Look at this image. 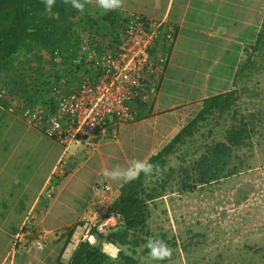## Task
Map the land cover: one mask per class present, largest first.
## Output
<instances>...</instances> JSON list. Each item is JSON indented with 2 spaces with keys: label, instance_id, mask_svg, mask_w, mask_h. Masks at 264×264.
Wrapping results in <instances>:
<instances>
[{
  "label": "crops",
  "instance_id": "0c3cea01",
  "mask_svg": "<svg viewBox=\"0 0 264 264\" xmlns=\"http://www.w3.org/2000/svg\"><path fill=\"white\" fill-rule=\"evenodd\" d=\"M69 8L63 20L71 28L65 24L64 29L76 36L91 17L105 14L94 5H86L84 12ZM114 12L119 19L138 14L174 27L175 41L159 47L169 58L157 96L136 105L134 121L107 124L68 149L0 109V264H70L85 241L84 217L94 207V183L102 170L132 159L149 160L200 112L206 99L236 89L239 70L253 58L264 28V0H124ZM119 21L109 29H122ZM73 78H68L70 87L76 84ZM55 146L61 152L49 157ZM107 180L115 191L125 184ZM27 219L29 231L14 245Z\"/></svg>",
  "mask_w": 264,
  "mask_h": 264
},
{
  "label": "trees",
  "instance_id": "16d2710c",
  "mask_svg": "<svg viewBox=\"0 0 264 264\" xmlns=\"http://www.w3.org/2000/svg\"><path fill=\"white\" fill-rule=\"evenodd\" d=\"M70 10L64 0H56L52 16L45 11L42 0H0V74L3 77L2 85L7 89V93L0 98V109L7 106L13 94L29 101H50L53 90L51 79H54L56 73L50 67L40 71L36 67H27L25 56L28 49L31 52L40 51L42 46L50 41L55 50L52 55V65L56 61L64 60L72 67L73 58L82 56L79 36L73 34V40H69L68 36H71L69 33L72 34V29L64 30L59 37L53 34L54 22L61 23L59 19L64 15L67 16ZM85 16L83 14V17ZM4 19H6L5 24L2 23ZM89 20L86 30L100 36L96 41L98 47L103 48L108 33L111 36L108 47L115 50L119 35L117 29L109 28L118 25L117 20L125 23L128 19H119L114 11H109L101 17L98 15ZM65 24L70 27L67 20ZM102 31L106 34H100ZM263 34L264 28L260 37ZM258 48V46L252 48L251 52ZM245 70H248V66ZM56 72L61 73L63 70ZM28 81L29 85H27ZM238 102L237 89L206 99L200 112L168 145L148 160L161 166V174L151 178L148 183L144 182L143 174L139 179L125 183L118 191L119 194L111 207L117 215V225L102 231L93 228L95 241L93 243L88 240L81 241L70 264L167 263L168 259L153 261L148 256L147 250L141 247L150 236L165 240L173 249V253L181 250L182 247L188 249L186 245L188 243L181 246L174 234L170 236L169 231L156 222L158 217L155 216V210L159 208L158 201L176 191L189 194L204 190L240 173L246 161L238 152L251 145L253 138L260 137L261 131L254 121L256 115H252L250 119L240 115ZM226 117L234 122L225 129L223 139L198 146L197 134L203 128L212 125L213 121L219 122V119ZM211 130L213 131L214 128H210ZM174 156L179 161L176 166L170 164ZM248 194L247 191L244 192V199ZM27 226L25 230L29 229L30 225ZM180 238H183L182 235ZM110 248H113V251H110ZM250 249L255 252L261 251L255 247Z\"/></svg>",
  "mask_w": 264,
  "mask_h": 264
},
{
  "label": "built area",
  "instance_id": "2783aa9c",
  "mask_svg": "<svg viewBox=\"0 0 264 264\" xmlns=\"http://www.w3.org/2000/svg\"><path fill=\"white\" fill-rule=\"evenodd\" d=\"M78 31L83 54L73 58L70 74L68 71L61 78L52 79L50 101H29L13 94L4 108L64 149L95 136L108 123L115 127L134 121L136 105L150 103L157 96L160 77L169 58L159 47L175 41L172 25L138 14L130 15L117 31L115 50L108 47L109 43L99 48L96 41L100 36L93 31ZM72 73L77 81L70 87ZM2 81L0 74V98L7 93ZM64 166L60 162L62 169ZM94 190L97 194L94 207L84 217V240L91 243L95 241L93 228L102 231L118 222L111 207L119 192L112 189L105 175L96 179ZM30 222L27 219L14 245L29 231L25 227ZM36 245L41 246L40 242Z\"/></svg>",
  "mask_w": 264,
  "mask_h": 264
},
{
  "label": "rangeland",
  "instance_id": "374dc122",
  "mask_svg": "<svg viewBox=\"0 0 264 264\" xmlns=\"http://www.w3.org/2000/svg\"><path fill=\"white\" fill-rule=\"evenodd\" d=\"M63 19L64 16L59 19L61 23L54 22L55 29L52 30L55 37L61 36L64 30H67L64 29ZM5 20L3 24L6 23ZM103 33L106 34L104 31L100 34ZM106 36L108 42L111 36L108 33ZM257 46L259 48L253 52V58L249 63L245 62L248 70H245L246 66L239 70L236 89L240 115L249 119L256 115L254 121L261 131V136L253 138L251 145L238 152L246 161L240 173L204 190L189 194L176 191L158 201L159 208L155 210L158 225L164 226L170 236L174 234L181 246L188 243V249L182 247L163 264H264V34L259 38ZM28 50L25 56L27 67H36L39 71L50 67L56 73L54 79L63 76L65 70L61 73L56 71L61 70V67L65 68L67 61L63 60L60 64L54 62L52 65L55 50L50 41L44 44L40 51ZM29 84L30 82L27 83ZM233 122L228 117L219 119V122L213 121L212 125L197 134V145L222 140L225 129ZM210 128L214 130L210 131ZM43 139L50 143L48 138ZM61 150L58 146L53 147L49 157L55 153L59 154ZM65 157L66 164L68 155ZM178 163L175 156L170 161L174 166ZM49 168L50 165L47 170ZM24 172L27 174V171ZM245 191L249 193L246 199L243 195ZM181 235L183 238H180ZM250 247L261 251L255 252Z\"/></svg>",
  "mask_w": 264,
  "mask_h": 264
},
{
  "label": "clouds",
  "instance_id": "9594fccd",
  "mask_svg": "<svg viewBox=\"0 0 264 264\" xmlns=\"http://www.w3.org/2000/svg\"><path fill=\"white\" fill-rule=\"evenodd\" d=\"M42 2L45 4V11L50 16L54 15L52 10L56 0H42ZM64 3L70 4L80 12L85 11L86 5H94L104 13L121 9L124 6V0H64ZM102 171L105 177L113 182L129 183L139 179L143 174L144 182L148 183L151 178L161 174L162 168L159 164L151 163L146 159H132L126 165L116 164L110 169H103ZM141 247L147 250L148 256L153 261H164L173 255V249L169 244L158 237H148Z\"/></svg>",
  "mask_w": 264,
  "mask_h": 264
},
{
  "label": "bare ground",
  "instance_id": "6f19581e",
  "mask_svg": "<svg viewBox=\"0 0 264 264\" xmlns=\"http://www.w3.org/2000/svg\"><path fill=\"white\" fill-rule=\"evenodd\" d=\"M71 65H72V67L67 66V67H65V68H62V70H65V71L67 70V71H69L68 74H70V71H71V70L73 69V67H74V66H73V63H72ZM65 71L63 72V74L67 73V72H65ZM73 76H74V75L72 74V76H71L70 78H72ZM74 77H75V76H74Z\"/></svg>",
  "mask_w": 264,
  "mask_h": 264
},
{
  "label": "water",
  "instance_id": "95a60500",
  "mask_svg": "<svg viewBox=\"0 0 264 264\" xmlns=\"http://www.w3.org/2000/svg\"><path fill=\"white\" fill-rule=\"evenodd\" d=\"M106 248H108V247L106 246ZM109 250H110V251H113V248H110ZM114 252L116 253L117 251L115 250Z\"/></svg>",
  "mask_w": 264,
  "mask_h": 264
}]
</instances>
